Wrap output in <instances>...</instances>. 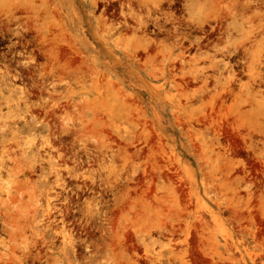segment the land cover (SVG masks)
I'll return each mask as SVG.
<instances>
[{"label":"rangeland","instance_id":"1","mask_svg":"<svg viewBox=\"0 0 264 264\" xmlns=\"http://www.w3.org/2000/svg\"><path fill=\"white\" fill-rule=\"evenodd\" d=\"M0 264H264V0H0Z\"/></svg>","mask_w":264,"mask_h":264}]
</instances>
